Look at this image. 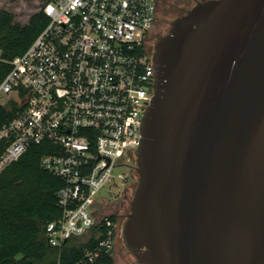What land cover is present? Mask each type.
Masks as SVG:
<instances>
[{
    "label": "water",
    "instance_id": "obj_1",
    "mask_svg": "<svg viewBox=\"0 0 264 264\" xmlns=\"http://www.w3.org/2000/svg\"><path fill=\"white\" fill-rule=\"evenodd\" d=\"M154 61L128 247L140 264H264V0L198 1Z\"/></svg>",
    "mask_w": 264,
    "mask_h": 264
},
{
    "label": "built area",
    "instance_id": "obj_2",
    "mask_svg": "<svg viewBox=\"0 0 264 264\" xmlns=\"http://www.w3.org/2000/svg\"><path fill=\"white\" fill-rule=\"evenodd\" d=\"M160 1L47 0L40 9L47 25L9 61L0 83V104L19 107L0 129L8 142L0 172L32 144L49 142L41 166L63 181L57 192L63 214L46 225L49 243L60 247L99 223L106 229L74 264L115 251L116 221L99 210L96 196L115 177L125 179L114 174L117 166L133 171L128 163L138 155L156 90L155 61L143 45Z\"/></svg>",
    "mask_w": 264,
    "mask_h": 264
},
{
    "label": "trees",
    "instance_id": "obj_3",
    "mask_svg": "<svg viewBox=\"0 0 264 264\" xmlns=\"http://www.w3.org/2000/svg\"><path fill=\"white\" fill-rule=\"evenodd\" d=\"M47 23L48 17L42 11L21 24L12 12L0 9V83L11 68L9 61L22 54ZM18 109L15 103L0 104V129ZM7 145L0 138V156ZM49 145L32 144L0 172V264H74L85 257L88 247L105 236L106 229L99 223L89 236L73 235L60 247L49 243L46 225L63 214L57 195L63 181L41 166V157ZM110 217L116 220L115 215ZM113 263V254H103L91 264Z\"/></svg>",
    "mask_w": 264,
    "mask_h": 264
},
{
    "label": "rangeland",
    "instance_id": "obj_4",
    "mask_svg": "<svg viewBox=\"0 0 264 264\" xmlns=\"http://www.w3.org/2000/svg\"><path fill=\"white\" fill-rule=\"evenodd\" d=\"M197 1L204 0H196V3ZM45 2L46 0H0V9L12 12L16 22L27 24L30 17L39 12ZM196 3L193 0H161L157 18L161 27L160 34H163L171 27V23L177 17L185 14ZM132 163L134 162L132 161L128 165H132ZM119 173H122L125 179L121 180L115 177L102 187L96 196L99 210L109 215H115L119 210L120 212H129L130 202L125 199V191L129 190V183L132 181V171L127 165H120L114 169V174L117 175ZM104 199L108 203L103 206ZM125 222L126 219L121 220L122 225L119 236H115L114 264H140L124 239Z\"/></svg>",
    "mask_w": 264,
    "mask_h": 264
},
{
    "label": "flooded vegetation",
    "instance_id": "obj_5",
    "mask_svg": "<svg viewBox=\"0 0 264 264\" xmlns=\"http://www.w3.org/2000/svg\"><path fill=\"white\" fill-rule=\"evenodd\" d=\"M196 3V0H193ZM198 2V1H197ZM160 23L157 19L155 26H154V30L150 32V34L148 35L144 45H143V52L146 56L150 57V58H154L155 57V53H156V45L158 40L163 36L166 35L169 30L170 27L163 33L160 34ZM133 171H132V181L129 183V190L125 191V199L127 202H130L129 205V212H117L115 213V217H116V236H119V231L121 228V220L122 219H126L129 215V213L131 212V204H132V200L135 194V191L138 187V184L140 182V172H139V158L138 155L137 157L134 159L133 161ZM127 192V193H126ZM126 223V222H125Z\"/></svg>",
    "mask_w": 264,
    "mask_h": 264
},
{
    "label": "crops",
    "instance_id": "obj_6",
    "mask_svg": "<svg viewBox=\"0 0 264 264\" xmlns=\"http://www.w3.org/2000/svg\"><path fill=\"white\" fill-rule=\"evenodd\" d=\"M89 234H90V233H87L86 235L89 236ZM88 236H86V237L88 238ZM113 257H114V253H113ZM114 263H115V258H114ZM114 263H113V264H114Z\"/></svg>",
    "mask_w": 264,
    "mask_h": 264
}]
</instances>
